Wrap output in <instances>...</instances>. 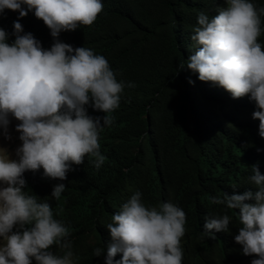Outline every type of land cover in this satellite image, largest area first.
I'll return each mask as SVG.
<instances>
[{
  "label": "clouds",
  "instance_id": "1",
  "mask_svg": "<svg viewBox=\"0 0 264 264\" xmlns=\"http://www.w3.org/2000/svg\"><path fill=\"white\" fill-rule=\"evenodd\" d=\"M102 8V0H0V15L5 9L18 13L11 33L0 27V129L10 140L14 118L21 142L14 156L0 146V264H77L69 228L55 218L48 200L27 191L23 174L43 169L42 176L61 181L50 193L58 200L72 165L86 157L96 169L104 163L100 131L113 123L110 114L134 82L118 80L104 55L58 38L63 31L92 25ZM29 11L50 30V47L23 30L20 18ZM262 18L264 6L255 0H225L211 16L197 12L190 35L195 51L179 67L186 65L197 79L222 87L232 98L248 95L255 102L251 116L259 120L258 134L264 138ZM89 107L104 115L89 114ZM245 184L250 187L240 194L209 198L221 208L204 217L203 233L209 238L228 233L234 218L239 225L234 240L242 253L255 254L250 264H264V174L251 166ZM185 225L178 204H148L136 190L105 225L111 243L104 264H182ZM101 252L94 247L92 256ZM116 253H122L118 260L113 259Z\"/></svg>",
  "mask_w": 264,
  "mask_h": 264
},
{
  "label": "trees",
  "instance_id": "2",
  "mask_svg": "<svg viewBox=\"0 0 264 264\" xmlns=\"http://www.w3.org/2000/svg\"><path fill=\"white\" fill-rule=\"evenodd\" d=\"M102 3L92 25L63 31L58 38L104 55L119 73L117 79L135 86L124 89L119 107L110 114L113 123L100 131L105 157L101 168L96 169L88 157L72 165L58 200L50 193L61 181L42 176L43 169L25 171L27 191L48 200L55 218L69 228L77 264H104V250L111 243L105 225L136 190L145 203L171 201L185 211L182 264L251 261L255 254L244 255L234 240L239 226L234 218L230 232H216L215 238L203 233V224L206 215L221 208L210 202L211 196L248 189L245 179L253 165L264 174V138L258 134L259 120L251 116L255 102L248 95L232 98L222 87L197 79L186 65L179 67V61L195 51L190 35L197 12L215 15L225 0ZM255 3L264 6V0ZM17 16L5 9L0 27L11 33ZM20 23L43 47L51 46L50 30L32 11ZM258 41L264 44V33ZM88 112L104 115L91 107ZM94 247L102 249L100 256H92ZM52 250L56 251L55 245ZM121 255L116 253L113 259Z\"/></svg>",
  "mask_w": 264,
  "mask_h": 264
},
{
  "label": "rangeland",
  "instance_id": "3",
  "mask_svg": "<svg viewBox=\"0 0 264 264\" xmlns=\"http://www.w3.org/2000/svg\"><path fill=\"white\" fill-rule=\"evenodd\" d=\"M18 123L14 118H10L8 126L9 133L11 135L10 140H5L2 135V129H0V146H6L10 153H15V148L21 143L18 139L19 133L15 130V125ZM251 261H243L242 264H250Z\"/></svg>",
  "mask_w": 264,
  "mask_h": 264
}]
</instances>
